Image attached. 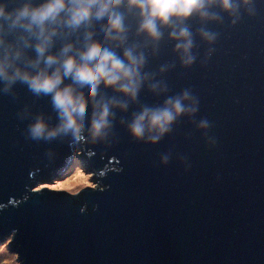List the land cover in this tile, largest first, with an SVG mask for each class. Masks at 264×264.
I'll use <instances>...</instances> for the list:
<instances>
[{
    "label": "water",
    "instance_id": "water-1",
    "mask_svg": "<svg viewBox=\"0 0 264 264\" xmlns=\"http://www.w3.org/2000/svg\"><path fill=\"white\" fill-rule=\"evenodd\" d=\"M213 11L217 21H187L189 66L164 30L145 71L167 91L145 85L103 141L82 138L69 149L35 140V114L55 123L50 98L20 83L0 93V249L14 264H264V0H249L238 18ZM201 27L214 42L196 34ZM161 65L170 67L161 73ZM185 90L198 110L158 142L134 139L121 123ZM78 150L101 188H37L72 166Z\"/></svg>",
    "mask_w": 264,
    "mask_h": 264
},
{
    "label": "clouds",
    "instance_id": "clouds-1",
    "mask_svg": "<svg viewBox=\"0 0 264 264\" xmlns=\"http://www.w3.org/2000/svg\"><path fill=\"white\" fill-rule=\"evenodd\" d=\"M248 2L0 0V93L20 83L35 96L50 98L55 123L35 114L28 125L35 140L59 139L69 149L82 138L103 141L116 112H127L145 85L156 94L167 91L155 73L145 71L148 54L158 52L164 30L180 64L189 66L195 61V42L187 21L193 17L203 23L217 21L214 7L238 18L239 8ZM196 34L208 43L217 35L204 27ZM169 67L161 65L158 71ZM197 110V101L185 90L166 96L158 106L141 107L121 123L134 139L156 143L179 116ZM207 126V121L198 123L200 128ZM167 160L164 155L162 162Z\"/></svg>",
    "mask_w": 264,
    "mask_h": 264
},
{
    "label": "rangeland",
    "instance_id": "rangeland-1",
    "mask_svg": "<svg viewBox=\"0 0 264 264\" xmlns=\"http://www.w3.org/2000/svg\"><path fill=\"white\" fill-rule=\"evenodd\" d=\"M80 153V150H78V153L75 154V159L77 160L74 161L72 168L67 173L55 176V178L52 180L49 179L47 181H43V183H39L37 184V188L43 189L45 187L53 191L63 190L66 192L77 191L87 187L101 188L102 186L97 180V174L93 173L92 171L90 172V165H88L86 168L87 163L79 158ZM69 181L71 183L65 185V183H68ZM0 264H14L11 255L1 249Z\"/></svg>",
    "mask_w": 264,
    "mask_h": 264
},
{
    "label": "trees",
    "instance_id": "trees-1",
    "mask_svg": "<svg viewBox=\"0 0 264 264\" xmlns=\"http://www.w3.org/2000/svg\"><path fill=\"white\" fill-rule=\"evenodd\" d=\"M77 164V163H76ZM73 166V165H72ZM72 166H70L68 169H67V171H65L64 173H67L71 168H72ZM64 173H62L61 175H63Z\"/></svg>",
    "mask_w": 264,
    "mask_h": 264
},
{
    "label": "bare ground",
    "instance_id": "bare-ground-1",
    "mask_svg": "<svg viewBox=\"0 0 264 264\" xmlns=\"http://www.w3.org/2000/svg\"><path fill=\"white\" fill-rule=\"evenodd\" d=\"M71 182L69 181L68 183H65V185H68V184H70Z\"/></svg>",
    "mask_w": 264,
    "mask_h": 264
}]
</instances>
